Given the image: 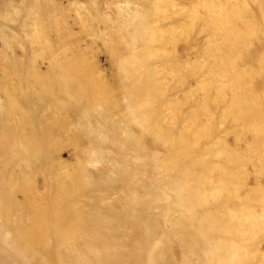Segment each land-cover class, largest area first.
Here are the masks:
<instances>
[{"label":"rangeland","instance_id":"1","mask_svg":"<svg viewBox=\"0 0 264 264\" xmlns=\"http://www.w3.org/2000/svg\"><path fill=\"white\" fill-rule=\"evenodd\" d=\"M0 264H264V0H0Z\"/></svg>","mask_w":264,"mask_h":264}]
</instances>
